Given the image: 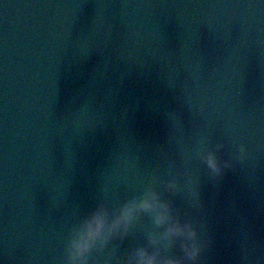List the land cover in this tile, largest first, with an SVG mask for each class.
<instances>
[{"label": "water", "instance_id": "1", "mask_svg": "<svg viewBox=\"0 0 264 264\" xmlns=\"http://www.w3.org/2000/svg\"><path fill=\"white\" fill-rule=\"evenodd\" d=\"M217 144L248 158L214 179L199 153ZM145 187L202 227V264H264V168L209 0H0V264H64L99 199Z\"/></svg>", "mask_w": 264, "mask_h": 264}, {"label": "clouds", "instance_id": "2", "mask_svg": "<svg viewBox=\"0 0 264 264\" xmlns=\"http://www.w3.org/2000/svg\"><path fill=\"white\" fill-rule=\"evenodd\" d=\"M223 144L214 148L203 147L199 156L214 179L231 169L236 159L247 160L244 146L231 159L219 155ZM164 191H181L175 180H169ZM190 208L202 209L198 192L193 188L186 192ZM144 217H149L151 227L145 231V242L128 251H122L124 243L138 230ZM111 248L117 257L108 264H202V256L208 248V239L201 226L192 218L180 215L172 203L160 191L145 187L133 191L116 203L101 198L69 230L64 246V264H92L94 253Z\"/></svg>", "mask_w": 264, "mask_h": 264}]
</instances>
